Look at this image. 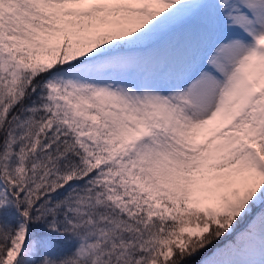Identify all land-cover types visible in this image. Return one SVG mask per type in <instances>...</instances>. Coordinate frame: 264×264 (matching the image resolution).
Here are the masks:
<instances>
[{"label":"snow or ice","instance_id":"snow-or-ice-1","mask_svg":"<svg viewBox=\"0 0 264 264\" xmlns=\"http://www.w3.org/2000/svg\"><path fill=\"white\" fill-rule=\"evenodd\" d=\"M0 264H264V0H0Z\"/></svg>","mask_w":264,"mask_h":264}]
</instances>
